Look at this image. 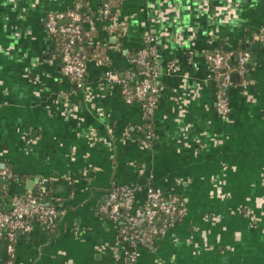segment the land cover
<instances>
[{
	"label": "crops",
	"instance_id": "crops-1",
	"mask_svg": "<svg viewBox=\"0 0 264 264\" xmlns=\"http://www.w3.org/2000/svg\"><path fill=\"white\" fill-rule=\"evenodd\" d=\"M73 11L96 49L80 89L45 29ZM112 13L100 0H0L1 208L39 190L62 213L18 234L0 264H264V0H123ZM145 35L160 87L147 121L117 83ZM218 51L248 55L225 119L206 60ZM119 186L137 188L136 205L146 187L173 196L185 215L147 246L125 245L95 213Z\"/></svg>",
	"mask_w": 264,
	"mask_h": 264
},
{
	"label": "built area",
	"instance_id": "built-area-1",
	"mask_svg": "<svg viewBox=\"0 0 264 264\" xmlns=\"http://www.w3.org/2000/svg\"><path fill=\"white\" fill-rule=\"evenodd\" d=\"M123 0H100L101 14L109 18L110 4H120ZM68 22L69 25L63 24ZM81 16L76 11L48 15L45 22L46 32L61 39L60 65L61 74L71 81L77 89L82 87L85 75L84 59L75 50V45L82 43ZM259 39L264 43V29L260 31ZM156 38L144 36V47L137 52L136 58L129 61L132 67H141L137 81L131 84L130 75L117 83L127 105L138 104L141 107L142 118L149 120L157 107L160 87L158 86V65L156 61ZM230 54L214 52L207 55V64L212 71H218L219 81L216 87L215 110L225 119L229 112L227 91L231 86V76L243 75L248 60L247 54L236 58L237 67L232 70ZM133 82V81H132ZM129 85H135L129 87ZM150 136H147L149 139ZM10 179L6 172H0V190L4 182ZM44 182L40 183V190ZM137 188L132 186L113 187L105 198L96 206L97 216L107 219L117 226L120 242L132 248L145 247L151 240L167 235L175 221H181L185 212L181 202L175 197L164 196L151 187L145 189V200L141 205L135 204ZM62 215L56 207L44 203L41 195L38 198L30 196L13 198L7 211L0 204V243L7 241V256L13 252L12 245L18 234L31 232L33 224L50 227Z\"/></svg>",
	"mask_w": 264,
	"mask_h": 264
},
{
	"label": "trees",
	"instance_id": "trees-1",
	"mask_svg": "<svg viewBox=\"0 0 264 264\" xmlns=\"http://www.w3.org/2000/svg\"><path fill=\"white\" fill-rule=\"evenodd\" d=\"M100 6H101V3H100ZM115 6H117V4L116 3H114V2H111V4H110V11H109V17H111L112 15H113V13H112V9L115 7ZM81 19L83 20L84 19V16L83 15H81ZM67 25H69V23H67ZM82 35H83V41H82V43H78V44H76L75 45V50H76V53L80 56V57H82L83 59H84V63L86 64L87 63V61L88 60H91L92 58H94V56H95V47L94 46H86V42H87V40H86V38H85V36H84V34L82 33ZM55 38L57 39V41H58V45L60 46V49H61V45H62V43H61V39H60V37L59 36H55ZM218 52H220V51H218ZM220 53H222V54H226V53H223V52H220ZM136 55H137V52H135V53H133V54H131L130 56H129V61L130 60H132V59H134V58H136ZM231 56H233V57H231L232 59H231V67H232V70H235L236 69V67H237V61L235 60V55L233 54V55H231ZM157 61H153V60H150V64L151 65H157ZM141 67H138V66H136L135 67V69H134V71H129V72H131V73H129V75H130V82H131V84H133L134 82H136L137 81V78H138V72L139 71H141ZM213 74H214V76L216 77V79H217V81H219V72L218 71H213ZM125 77V76H124ZM124 77H123V79H124ZM84 80V79H83ZM133 81V82H132ZM82 84H83V81H82ZM135 85H129V87H134ZM10 180V179H9ZM8 183V181H5L4 182V185H6ZM2 191V189L0 190V192ZM40 195H42L41 194V192L38 190V191H35V193H33V194H31V195H29L30 197H33V198H38ZM24 197H26V196H24ZM171 197H173V196H171ZM1 204V203H0ZM177 222H179V221H175L174 223H173V225L174 224H176ZM151 243V240L148 242V244H150ZM147 244V245H148ZM0 245H1V243H0Z\"/></svg>",
	"mask_w": 264,
	"mask_h": 264
},
{
	"label": "water",
	"instance_id": "water-1",
	"mask_svg": "<svg viewBox=\"0 0 264 264\" xmlns=\"http://www.w3.org/2000/svg\"><path fill=\"white\" fill-rule=\"evenodd\" d=\"M236 75L231 76V80L233 81V79H236ZM7 241H3L0 245V258L2 260H6L7 259Z\"/></svg>",
	"mask_w": 264,
	"mask_h": 264
}]
</instances>
